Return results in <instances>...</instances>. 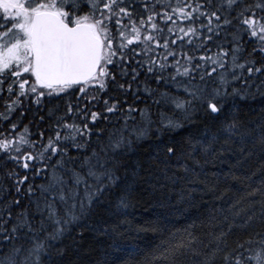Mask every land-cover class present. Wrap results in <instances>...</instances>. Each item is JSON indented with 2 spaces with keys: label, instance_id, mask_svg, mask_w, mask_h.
<instances>
[{
  "label": "snow or ice",
  "instance_id": "6c2138e0",
  "mask_svg": "<svg viewBox=\"0 0 264 264\" xmlns=\"http://www.w3.org/2000/svg\"><path fill=\"white\" fill-rule=\"evenodd\" d=\"M261 77L264 0H0V121L19 115L0 154L20 170L0 180V264H89L102 243L103 264H264V115L240 109ZM69 94L63 112L39 115ZM149 132L152 154L133 167ZM217 162L228 170L209 176ZM141 172L219 204L161 245L127 244Z\"/></svg>",
  "mask_w": 264,
  "mask_h": 264
},
{
  "label": "trees",
  "instance_id": "16d2710c",
  "mask_svg": "<svg viewBox=\"0 0 264 264\" xmlns=\"http://www.w3.org/2000/svg\"><path fill=\"white\" fill-rule=\"evenodd\" d=\"M247 39V38H245ZM252 45H247V50H251ZM144 77L141 76V80ZM260 79H264V77L258 78L250 88H248V98L245 101H241L240 109L241 115L245 119H256L261 115H264V87L257 90L256 85L260 83ZM153 88L156 87L155 83L151 85ZM236 87H240L239 84L235 85ZM6 97V94H5ZM124 97H121L123 99ZM144 99V97H141ZM129 103L132 102V98L128 97ZM71 101L75 102V94H69L68 96H64L62 98H50L44 101L42 105V109L39 112V115H46L47 109L53 108L55 106H59L61 112L64 111L65 103ZM3 100H0V112L3 109ZM138 107H144L143 103L138 104ZM99 110V109H94ZM35 111V108L33 109ZM155 111V108H153ZM32 119L31 114H29L26 118L23 119L22 123H20L17 131L23 128L24 125L29 124ZM38 119V118H37ZM139 119V117H137ZM19 120L18 113L15 114L11 121L5 122L0 121V133L11 135L10 125L13 122H17ZM47 127V123L45 124H32L31 131L36 133L39 130H43ZM99 127H108V125L101 123ZM186 132H181V136L186 135ZM169 134H165L161 137L163 140L168 139ZM174 135V134H173ZM180 137H177L179 139ZM156 140V137L151 135L149 132L148 137L139 141V147L130 154L129 164L134 167V162L137 160H147L148 157L152 154L153 150V142ZM229 159H232L229 157ZM234 162V161H233ZM156 161L152 162V167L155 169ZM145 167H148L146 164ZM162 167V165H161ZM16 169V166L7 162V157H4L0 154V180H2L3 184L6 186H11V182L4 178V173L7 171H11ZM20 171L19 169H16ZM209 172V176L212 172H220L227 171V164H220L217 162L216 166L213 167L211 165L207 166L206 169ZM21 175L24 173L21 171ZM158 174V173H154ZM239 174V173H238ZM261 177L258 174L253 178V187H255ZM35 184H40L42 181L37 179L34 181ZM153 185H155L153 187ZM135 191L133 192L132 200L133 206L130 207L128 211V215L126 217H121V219H126L130 222V228L121 231L124 232V235L121 239L127 244H134L138 246L140 249H150L154 248L158 245L163 244L169 238V235L173 232L183 229L186 225L190 224L192 221H198L202 215L206 214L210 205L219 204L218 201H215L213 195L211 193H204L201 189L203 186H195V185H187L186 181H177L175 184H172L169 181H165L161 178L159 182H157L153 177H148L146 173L141 172L140 176L137 178V182L133 184ZM191 187H197V191L191 194V198H189V190ZM226 185L222 182L220 185V189L223 190ZM235 187H240L239 185H235ZM250 190V189H249ZM183 193V199H182ZM219 193H217L218 195ZM244 191L229 192L228 196L233 198H239V196H243ZM12 197H8L11 199ZM257 200L260 199L259 196L256 197ZM207 201L208 203L202 202ZM257 211H259V205H257ZM163 221V225L160 227L159 231H153L152 225H158ZM137 228H144L145 231L137 232ZM167 229V231L164 230ZM93 251L89 257V264H103L105 260H111L113 256L105 254L106 244H93ZM115 255H124L123 253H118ZM143 257H138L135 261L131 260V257L124 256V259L119 260L118 264H125V260H129L131 264H140V261Z\"/></svg>",
  "mask_w": 264,
  "mask_h": 264
}]
</instances>
